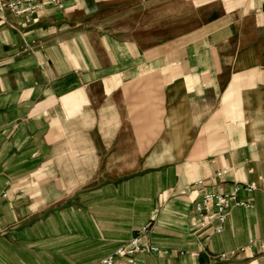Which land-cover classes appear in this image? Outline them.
<instances>
[{"label":"crops","instance_id":"crops-1","mask_svg":"<svg viewBox=\"0 0 264 264\" xmlns=\"http://www.w3.org/2000/svg\"><path fill=\"white\" fill-rule=\"evenodd\" d=\"M173 1L3 13L0 264H97L144 227L135 264H264V0L137 13ZM250 182L198 227L203 192Z\"/></svg>","mask_w":264,"mask_h":264},{"label":"built area","instance_id":"built-area-1","mask_svg":"<svg viewBox=\"0 0 264 264\" xmlns=\"http://www.w3.org/2000/svg\"><path fill=\"white\" fill-rule=\"evenodd\" d=\"M66 0H0V18L6 10L17 16L38 14L50 6L62 9ZM227 169H220L209 176V181H218L227 175ZM199 180L195 185H202ZM255 188L254 183H233L227 192L205 191L200 198L194 202V211L198 216V227L205 229L211 227L214 233H220L229 217L231 208L234 206L247 205L238 199L240 190L251 191ZM147 228L141 229L140 233L131 237L125 245L118 247L112 254L104 257L97 264H114L120 257L126 256L129 264H135L134 253L142 248L141 238L145 235ZM151 251L162 253L156 247H149ZM234 255V253H232ZM225 255L222 254L221 258Z\"/></svg>","mask_w":264,"mask_h":264},{"label":"rangeland","instance_id":"rangeland-1","mask_svg":"<svg viewBox=\"0 0 264 264\" xmlns=\"http://www.w3.org/2000/svg\"><path fill=\"white\" fill-rule=\"evenodd\" d=\"M151 8L153 9L152 7H146L147 11L146 12H139L137 11V13L139 14H153V15H150V16H155L156 18L158 19H163L164 18V15L166 14L165 11L168 10V9H171L173 14H174V18L175 17H178V19H174V25H180L181 24V20H180V17L181 16H187L189 17L188 20L189 21V25H193L194 24V21H195V14L197 12L196 8L190 4L186 5L184 3H181V0H176V1H173V4L172 6H156L155 7V10H151V11H148V9ZM142 14V17H144L145 15ZM142 20L146 21V20H149L148 18H143ZM184 20V19H183Z\"/></svg>","mask_w":264,"mask_h":264}]
</instances>
